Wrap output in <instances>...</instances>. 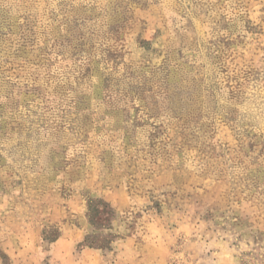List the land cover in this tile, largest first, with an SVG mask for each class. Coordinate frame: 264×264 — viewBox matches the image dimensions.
<instances>
[{"label":"rangeland","instance_id":"rangeland-1","mask_svg":"<svg viewBox=\"0 0 264 264\" xmlns=\"http://www.w3.org/2000/svg\"><path fill=\"white\" fill-rule=\"evenodd\" d=\"M0 264H264V0H0Z\"/></svg>","mask_w":264,"mask_h":264},{"label":"trees","instance_id":"trees-1","mask_svg":"<svg viewBox=\"0 0 264 264\" xmlns=\"http://www.w3.org/2000/svg\"><path fill=\"white\" fill-rule=\"evenodd\" d=\"M90 219L91 221L95 224H98L100 220L102 221H108L109 220V217H108V214L110 213V210L107 208V205L104 204L103 202L101 201H92L90 202ZM98 221V222H97ZM90 246H94V245H91ZM102 246L106 247L108 246V244H102V245H98V247H101Z\"/></svg>","mask_w":264,"mask_h":264}]
</instances>
